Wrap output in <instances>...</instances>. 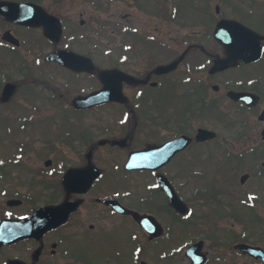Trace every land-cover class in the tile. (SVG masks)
<instances>
[{
  "label": "flooded vegetation",
  "instance_id": "1",
  "mask_svg": "<svg viewBox=\"0 0 264 264\" xmlns=\"http://www.w3.org/2000/svg\"><path fill=\"white\" fill-rule=\"evenodd\" d=\"M235 1V19L260 36L262 54L219 69L226 48L206 30L178 46L171 28L136 17L175 26L171 0H0V264H263L264 230L253 223L264 222V192L246 182L264 180V0H241L246 10ZM40 20L60 33L27 23ZM101 20L113 22L105 64L93 39L105 35ZM57 51L85 55L93 68L46 60ZM103 70L116 77L104 101H89L105 87ZM216 108L236 125L223 139L202 120ZM96 114L107 123L93 133L81 117ZM50 121L56 134L47 137ZM200 128L218 135L199 140ZM183 135L189 143L163 156L160 147ZM136 150L152 166L127 168ZM231 164L239 182L220 171Z\"/></svg>",
  "mask_w": 264,
  "mask_h": 264
},
{
  "label": "rangeland",
  "instance_id": "2",
  "mask_svg": "<svg viewBox=\"0 0 264 264\" xmlns=\"http://www.w3.org/2000/svg\"><path fill=\"white\" fill-rule=\"evenodd\" d=\"M172 2H174L175 4L178 5L179 7V14L175 17V26L173 25H168V23L166 22V20L163 17H159V18H151L149 17L150 15H144L141 12L136 16L139 20L140 23L144 24L146 27L149 26L150 24H159V28L161 30H164L165 32L167 31V29H172L173 33L170 34H166L167 37H176V44L179 46L181 45V40L184 39L186 40V38H188V31H192V30H196L197 34L200 35L201 31L204 34V30L208 29L213 30L215 28V25L217 23V21L223 17H232L236 16V14H234L233 10V3L236 2L235 0H192V4H191V12H187L186 9V4H188L187 0H185V2L183 0H171ZM178 3H177V2ZM242 3H240V2ZM238 2V6L240 7V9L242 10V8L244 7L246 10L247 5L244 4L241 0H237ZM240 4V5H239ZM219 5L220 6V13L216 12V6ZM243 6V7H242ZM122 5L117 4L114 5L112 8L116 10V12H118V10H123ZM206 7L205 9V15H202L200 17L202 8ZM245 12V11H242ZM198 14V15H197ZM228 14V15H227ZM107 17V16H104ZM198 17V18H197ZM206 17V18H205ZM123 21V20H121ZM173 23V22H171ZM113 22L112 20H101L99 21V30H101L103 35L101 36H93V39L95 40V43L97 44V46H100L99 48H97V56L96 59L101 62L102 64H105V57H104V46L105 44H107L108 39L111 37L112 33H111V29ZM142 24H140V27L142 26ZM107 25L106 27H103ZM162 35H165L162 33ZM197 35V36H198ZM196 36V37H197ZM116 38V37H115ZM201 38V35H200ZM117 39V38H116ZM107 40V41H106ZM211 41V40H210ZM120 42H122V40H120ZM154 45V44H153ZM24 60L26 57V54L23 53L20 55ZM146 62L148 64V59L150 56H155V50L152 51L151 54H147L146 55ZM17 63H22V59L20 58V60L17 59V57L15 58ZM37 64V63H36ZM33 66V62L30 63V67ZM46 67L45 69H42V67H40L42 69V73L40 74V76L43 75L44 72H48V67ZM40 69V70H41ZM50 74L48 73V76ZM38 94H42V90L38 89ZM17 96L16 98H18L19 95L24 94L23 93V89H21L20 91H17ZM178 93L179 92V88H178ZM13 108V106H11ZM3 112H1L2 114ZM202 120L204 121L203 123L211 126L212 128H217L220 132V136L221 139H223L225 136H230V133L232 131L235 130V123H234V118L233 116L229 115V116H222L220 114V112L218 113L217 108L216 110H214L212 113H208L206 118H202ZM107 123L103 117L99 116V115H94V116H84L81 117V124L85 125V126H90L91 130L93 131V133H96L100 126ZM57 127V124L54 125L51 123V121L49 122V124L45 127V129H43L42 133L44 135H46L47 137H51V133H54L52 135H55L56 133L55 128ZM255 127V124H253L250 127V130L253 129ZM82 130V129H81ZM41 131V130H39ZM166 135V134H165ZM217 146L215 144H209V147H214ZM5 149V148H3ZM207 160H205L203 163L205 165H210L207 164ZM240 166V165H239ZM245 166V164H244ZM246 167V166H245ZM223 171V173L226 174V176L228 175L229 177H237L238 178V182H239V176L241 174V172H239L237 170V168L234 167L233 164L231 165H225V167H223V169H221L220 171ZM261 180L258 179V181L253 178L250 179L249 181L246 182V185L249 186V188L252 187V189H256V191H260V192H264V180L262 182H259ZM257 185V187H255ZM263 185V187H262ZM234 188H239L238 187H234ZM263 190H262V189ZM225 189H230V187H228L227 185L225 186ZM259 195L256 197L258 198ZM262 201H264V197L261 199ZM237 208H242L244 209L242 206L236 204L235 205ZM260 217V216H259ZM250 219H252V216L250 217ZM249 224H251L248 221ZM253 224H256V227L259 228L260 230H264V222H261L260 219L256 216V220ZM264 237V234H262ZM254 237L256 238V234L254 235Z\"/></svg>",
  "mask_w": 264,
  "mask_h": 264
},
{
  "label": "water",
  "instance_id": "3",
  "mask_svg": "<svg viewBox=\"0 0 264 264\" xmlns=\"http://www.w3.org/2000/svg\"><path fill=\"white\" fill-rule=\"evenodd\" d=\"M51 22L52 21L40 20L37 23L45 24L46 35H48L49 37H54L55 32L52 30V28H55V27L51 26ZM56 30L58 31V34L61 31L59 27ZM215 35L219 40L224 42L228 50V53H229V57L227 59L219 61L220 63H222L220 68H225L231 65L238 58H243L244 60H250L252 58H257L261 53V44L259 42L260 37L257 35L256 32H254L250 28L242 25L241 23L237 21L222 20L221 22L218 23ZM48 59H57L58 61H61L65 63L66 65H70L72 68L76 70H84V69L93 68L92 65L87 64L88 62H91L89 58L72 53V52H68V51L54 52L48 57ZM177 63L178 62H175L173 64L160 67V69L161 71H168L170 69L175 68L177 66ZM116 73H117L116 70H113V71L104 70L100 73V78L102 79L104 83L112 82L111 77H116ZM230 95L236 99H247L246 98L247 95L243 93H239V92H230ZM214 135L215 133L212 131H209L206 129H200L199 134H198V139L211 138ZM181 142L182 141H178L172 144L176 145V147L179 148L181 145L180 144ZM168 146L169 145L167 144L163 147H160V150L162 151L163 156H165L166 158H167V155L169 154ZM141 154L142 152L139 154V156ZM137 158H138V153L136 152L129 159V162H128L129 168L152 166V165H147V164H141V165L136 164L135 161H137ZM177 205L178 207L180 206V203L178 200H177Z\"/></svg>",
  "mask_w": 264,
  "mask_h": 264
}]
</instances>
